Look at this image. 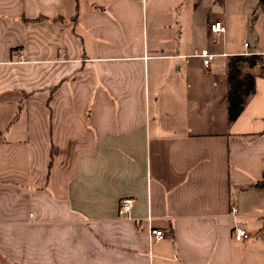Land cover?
Instances as JSON below:
<instances>
[{"label": "crops", "instance_id": "crops-1", "mask_svg": "<svg viewBox=\"0 0 264 264\" xmlns=\"http://www.w3.org/2000/svg\"><path fill=\"white\" fill-rule=\"evenodd\" d=\"M262 12L236 46L208 13L205 69L193 19L147 0H0V264H264ZM245 51L262 59L230 121Z\"/></svg>", "mask_w": 264, "mask_h": 264}, {"label": "rangeland", "instance_id": "rangeland-1", "mask_svg": "<svg viewBox=\"0 0 264 264\" xmlns=\"http://www.w3.org/2000/svg\"><path fill=\"white\" fill-rule=\"evenodd\" d=\"M148 6H156L162 12H168L169 15L177 21L183 19H193L197 26V34L193 36V32L188 33L186 43L197 49L202 47H213L215 44L212 40L205 38L202 24L206 23L208 13L224 12L229 18V26L227 31L228 41L232 42V46L238 44V40L242 42H252L251 25L254 21V12L262 14L263 7L257 4L258 0H147ZM188 10H190L188 12ZM163 20H168L167 15L162 16ZM191 35V36H190ZM184 36V35H183ZM192 40V41H191ZM191 41V42H190ZM207 47V48H208ZM216 60V58H215ZM215 62V61H214Z\"/></svg>", "mask_w": 264, "mask_h": 264}, {"label": "trees", "instance_id": "trees-1", "mask_svg": "<svg viewBox=\"0 0 264 264\" xmlns=\"http://www.w3.org/2000/svg\"><path fill=\"white\" fill-rule=\"evenodd\" d=\"M219 2H222V0ZM258 4L263 7L264 0H258ZM261 59V56L257 54H251V56H244L242 54L230 56L227 69L228 92L226 96L229 102L228 117L230 121L238 117V114L243 108L245 97L251 94L255 87L253 86L254 77L243 71V65L247 64L251 67Z\"/></svg>", "mask_w": 264, "mask_h": 264}, {"label": "built area", "instance_id": "built-area-1", "mask_svg": "<svg viewBox=\"0 0 264 264\" xmlns=\"http://www.w3.org/2000/svg\"><path fill=\"white\" fill-rule=\"evenodd\" d=\"M208 28L210 29L211 33L213 34H216V35H219L221 33H224L226 31V28L223 24V22L220 20H214L210 23H208ZM244 47L245 48H249V44L248 43H244ZM242 55L244 56H251V54H255L254 52H249V51H245L243 53H241ZM198 56L202 59V65L205 69L211 67V65L213 64L214 60H215V57L217 56L216 53L210 51L209 48H203L200 50V52L198 53ZM135 198L134 197H123L118 206H117V214L119 217L123 218V217H126V218H130L131 217V212H132V208L134 206V203H135ZM231 213L233 215H235L237 213V207L235 205H233L231 207ZM146 220L148 222L151 221V216L148 215L146 217ZM139 220H135V223H137ZM233 235H234V238L236 240H243L245 238H247L249 235H248V232L241 226H234L233 227ZM165 237V233L161 230V229H157V228H153V229H150L149 231V238L151 241H159V240H162L164 239Z\"/></svg>", "mask_w": 264, "mask_h": 264}]
</instances>
